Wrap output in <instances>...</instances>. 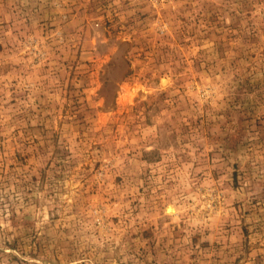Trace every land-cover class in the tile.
I'll list each match as a JSON object with an SVG mask.
<instances>
[{
	"label": "rangeland",
	"instance_id": "374dc122",
	"mask_svg": "<svg viewBox=\"0 0 264 264\" xmlns=\"http://www.w3.org/2000/svg\"><path fill=\"white\" fill-rule=\"evenodd\" d=\"M0 264H264V0H0Z\"/></svg>",
	"mask_w": 264,
	"mask_h": 264
}]
</instances>
